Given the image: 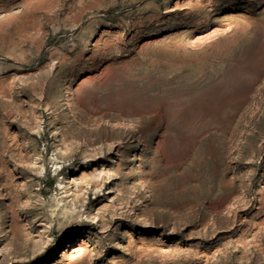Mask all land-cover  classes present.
Masks as SVG:
<instances>
[{
  "label": "rangeland",
  "instance_id": "obj_1",
  "mask_svg": "<svg viewBox=\"0 0 264 264\" xmlns=\"http://www.w3.org/2000/svg\"><path fill=\"white\" fill-rule=\"evenodd\" d=\"M0 264H264V0H0Z\"/></svg>",
  "mask_w": 264,
  "mask_h": 264
}]
</instances>
